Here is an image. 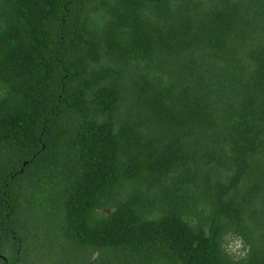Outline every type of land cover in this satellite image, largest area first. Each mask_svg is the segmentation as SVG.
Here are the masks:
<instances>
[{
    "label": "trees",
    "instance_id": "trees-1",
    "mask_svg": "<svg viewBox=\"0 0 264 264\" xmlns=\"http://www.w3.org/2000/svg\"><path fill=\"white\" fill-rule=\"evenodd\" d=\"M0 264H264V0H0Z\"/></svg>",
    "mask_w": 264,
    "mask_h": 264
},
{
    "label": "rangeland",
    "instance_id": "rangeland-1",
    "mask_svg": "<svg viewBox=\"0 0 264 264\" xmlns=\"http://www.w3.org/2000/svg\"><path fill=\"white\" fill-rule=\"evenodd\" d=\"M234 241H235V239L230 238V239L228 240V243H227V245H226V248H227L232 254H234V255L242 254V251L244 250V248H241V249L236 250V251H233V250H232V248H234ZM230 245L232 246V248L229 247Z\"/></svg>",
    "mask_w": 264,
    "mask_h": 264
},
{
    "label": "clouds",
    "instance_id": "clouds-1",
    "mask_svg": "<svg viewBox=\"0 0 264 264\" xmlns=\"http://www.w3.org/2000/svg\"><path fill=\"white\" fill-rule=\"evenodd\" d=\"M230 248H232V246H229ZM243 248V241L239 238L236 237L235 241H234V248H232L233 251L239 250Z\"/></svg>",
    "mask_w": 264,
    "mask_h": 264
}]
</instances>
